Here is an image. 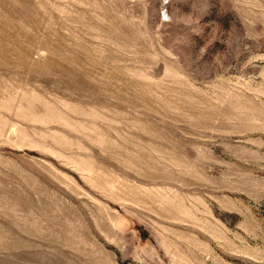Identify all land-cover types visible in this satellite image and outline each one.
I'll return each mask as SVG.
<instances>
[{"label": "rangeland", "instance_id": "rangeland-1", "mask_svg": "<svg viewBox=\"0 0 264 264\" xmlns=\"http://www.w3.org/2000/svg\"><path fill=\"white\" fill-rule=\"evenodd\" d=\"M0 264H264V0H0Z\"/></svg>", "mask_w": 264, "mask_h": 264}]
</instances>
